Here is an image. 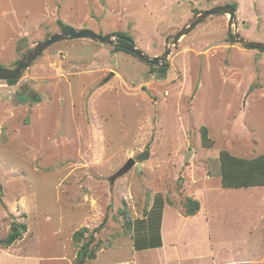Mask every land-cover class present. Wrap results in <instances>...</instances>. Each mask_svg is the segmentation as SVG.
Instances as JSON below:
<instances>
[{
  "label": "rangeland",
  "instance_id": "374dc122",
  "mask_svg": "<svg viewBox=\"0 0 264 264\" xmlns=\"http://www.w3.org/2000/svg\"><path fill=\"white\" fill-rule=\"evenodd\" d=\"M259 2L0 0V68L15 67L61 32L60 21L129 37L161 55L167 37L225 3L236 8L233 27L264 42ZM229 18L203 20L172 46L163 67L79 38L47 48L16 83L0 80V240L13 221L27 225L13 245L0 243L5 264L16 256L28 264H75L89 239L88 232L78 242L76 231H92L106 218L92 244L100 245L99 262L264 264V186L221 183V150L264 153V51L231 41ZM144 151L149 157L140 159ZM191 198L201 208L187 216ZM125 215L145 220L139 231L126 230ZM160 228L166 249L136 250L158 244Z\"/></svg>",
  "mask_w": 264,
  "mask_h": 264
},
{
  "label": "water",
  "instance_id": "95a60500",
  "mask_svg": "<svg viewBox=\"0 0 264 264\" xmlns=\"http://www.w3.org/2000/svg\"><path fill=\"white\" fill-rule=\"evenodd\" d=\"M217 14H230V18L228 21V34L231 41L236 43H241L245 47L256 50H264V42H257L249 40L241 35V33L234 28L235 19H236V8L231 5H223L217 6L210 10L202 11L200 14L196 15L189 24L185 25L182 29L179 30L178 33L174 35H170L166 39V50L161 55H149L139 49L135 43V41L129 37L121 36L119 34H109V35H100L92 30L83 29L76 30L73 28L64 29L61 32H57L50 37L46 38L35 44L19 61V63L12 68H0V80L8 81L19 79L22 77L24 72L32 65V63L50 46L55 43L61 42L63 40H72L79 38H89L93 41H97L99 43L105 45H111L114 47L122 48L132 54L140 57L147 63H150L153 66H161L169 60V56L172 52V46L178 45L181 38L191 32L193 28H195L199 23L212 15ZM123 40V41H122ZM193 152V148H190L188 153L186 154V163L189 164V157ZM149 157V152L144 151L139 154L140 159H147ZM134 161L131 160L129 164L126 166L125 170L129 169L133 165ZM139 170H141V163H136ZM185 168V167H184ZM181 179L180 182H182Z\"/></svg>",
  "mask_w": 264,
  "mask_h": 264
},
{
  "label": "trees",
  "instance_id": "16d2710c",
  "mask_svg": "<svg viewBox=\"0 0 264 264\" xmlns=\"http://www.w3.org/2000/svg\"><path fill=\"white\" fill-rule=\"evenodd\" d=\"M62 31L70 26L66 23L60 21ZM50 37V36H49ZM48 38V37H47ZM123 41V40H122ZM118 50H123L122 48H117ZM131 53V52H130ZM19 63V60L18 62ZM151 65V64H150ZM162 65L161 67L165 66ZM159 70V69H158ZM20 79V78H19ZM18 79L8 80L10 84H14ZM201 137L202 144L204 147H212L214 141L209 136V129L206 126L201 127ZM220 162H221V183L224 188H250L256 186H264V153L259 154L252 158H246L237 156L230 151L224 149L220 152ZM201 203L199 199L191 198L186 203L185 215L194 216L200 211ZM149 214L148 209H145V216ZM152 215L149 218L152 219ZM107 218L98 226H95L92 231L88 226H84L78 231H76L74 238L80 242L82 241L86 234H89L88 241H84L82 247L78 251V255L75 264H85L88 260L95 259L97 257V251L100 249V245L97 244L95 247L92 245L95 240V233L99 232L104 226ZM145 220L133 221L130 217L125 215V228L128 232H137L139 227L143 226ZM27 231V225L18 221H13L11 226V231L8 233L7 237L0 240V243L4 247H10L16 241L23 237L24 232ZM101 243V242H100Z\"/></svg>",
  "mask_w": 264,
  "mask_h": 264
},
{
  "label": "crops",
  "instance_id": "0c3cea01",
  "mask_svg": "<svg viewBox=\"0 0 264 264\" xmlns=\"http://www.w3.org/2000/svg\"><path fill=\"white\" fill-rule=\"evenodd\" d=\"M262 0H260L261 2ZM254 2V1H253ZM259 2V3H260ZM227 3V2H226ZM225 3V5H226ZM260 5V4H259ZM260 51H264V50H260ZM161 228H160V239L158 244H153V245H149V246H142L141 248H136V250H147V249H155V250H160V249H166V242H165V234L161 233ZM164 238V240H163ZM173 245H176V242H173ZM19 255V254H18ZM1 251H0V264H5V261L1 259ZM6 256V255H5ZM14 256V255H13ZM10 257V256H9ZM36 258V257H35ZM134 257H131V259H125V260H120V261H111V260H105L102 262H99L98 260V254H97V258H95L94 260H92V263L89 264H134L133 259ZM6 259V258H5ZM16 261L13 260H9L11 262V264H28L26 261L22 262L19 261V259H17V256L15 257ZM37 259V258H36ZM21 260V259H20ZM31 264V263H30ZM222 264H231L230 262H223Z\"/></svg>",
  "mask_w": 264,
  "mask_h": 264
},
{
  "label": "clouds",
  "instance_id": "9594fccd",
  "mask_svg": "<svg viewBox=\"0 0 264 264\" xmlns=\"http://www.w3.org/2000/svg\"><path fill=\"white\" fill-rule=\"evenodd\" d=\"M217 7V6H216Z\"/></svg>",
  "mask_w": 264,
  "mask_h": 264
}]
</instances>
